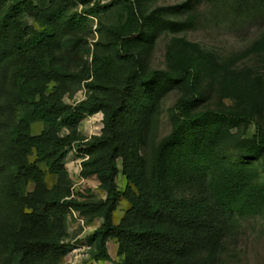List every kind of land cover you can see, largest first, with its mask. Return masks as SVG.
Instances as JSON below:
<instances>
[{
  "label": "trees",
  "instance_id": "trees-1",
  "mask_svg": "<svg viewBox=\"0 0 264 264\" xmlns=\"http://www.w3.org/2000/svg\"><path fill=\"white\" fill-rule=\"evenodd\" d=\"M145 1L157 0H0V264H63L74 211L102 220L85 238L96 261L230 264L243 223L264 216V33L244 54L261 55L262 68L186 36L152 67L158 39L183 30L192 1L154 10ZM234 4L264 13V0ZM98 113L101 133L85 136L79 124ZM76 144L81 175L95 176L105 198L73 196L66 157Z\"/></svg>",
  "mask_w": 264,
  "mask_h": 264
},
{
  "label": "rangeland",
  "instance_id": "rangeland-1",
  "mask_svg": "<svg viewBox=\"0 0 264 264\" xmlns=\"http://www.w3.org/2000/svg\"><path fill=\"white\" fill-rule=\"evenodd\" d=\"M109 0H102L106 2ZM188 0H157L145 1L146 10H154L160 7H172L183 4ZM192 6L180 18L169 15L168 18L187 21V25L181 31L164 32L158 39L152 52L150 63L152 67H165V55L167 46L174 36H186L189 40L199 43L203 48L215 52L222 60H234L235 66L262 68L263 58L259 54L244 55L246 51L264 33V13H240L234 9L236 0H191ZM93 4V3H92ZM82 8V6L80 7ZM103 21L113 24L117 21V14L114 11L108 15H103ZM98 25V19L94 20V28ZM101 37L99 32H95L93 40ZM86 96V89L78 91L73 97H66V101L74 103ZM176 100V94H172L167 99V104H172ZM211 103L219 101L217 92L212 93ZM103 114L98 113L87 116L80 124L79 130L87 137L100 134L103 122ZM44 128L42 122L34 124L33 132L39 133ZM169 122L163 117L159 132L164 135L169 131ZM254 125L251 133L254 132ZM84 155L79 151V146L74 145L66 157V165L70 177L73 181V196L81 200L93 198H105L106 193L100 188V182L95 177L85 178L81 175L82 161ZM49 181L52 178L49 176ZM118 183L121 189L126 186V177L120 173ZM127 208L126 201L122 202L120 208L115 211V220L124 214ZM101 219L89 223L86 218L77 211L72 213L69 219V237L75 247L65 257L63 264H114L110 261H96L91 256L90 247L85 244V238L91 234L100 224ZM109 251L115 261L119 260L117 254L118 243L112 239L108 243ZM230 264H264V216L250 218L243 223L238 239V246L231 256Z\"/></svg>",
  "mask_w": 264,
  "mask_h": 264
}]
</instances>
